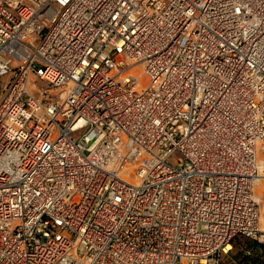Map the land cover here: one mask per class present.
Wrapping results in <instances>:
<instances>
[{"label": "built area", "instance_id": "1", "mask_svg": "<svg viewBox=\"0 0 264 264\" xmlns=\"http://www.w3.org/2000/svg\"><path fill=\"white\" fill-rule=\"evenodd\" d=\"M236 238L264 262V0H0V264Z\"/></svg>", "mask_w": 264, "mask_h": 264}, {"label": "rangeland", "instance_id": "2", "mask_svg": "<svg viewBox=\"0 0 264 264\" xmlns=\"http://www.w3.org/2000/svg\"><path fill=\"white\" fill-rule=\"evenodd\" d=\"M246 245H251V241L244 238H236L233 242V248L231 253L225 257V264H229L232 260L241 259L246 264H257L258 260L246 259L243 257L242 249ZM258 264H264V262H258Z\"/></svg>", "mask_w": 264, "mask_h": 264}, {"label": "trees", "instance_id": "3", "mask_svg": "<svg viewBox=\"0 0 264 264\" xmlns=\"http://www.w3.org/2000/svg\"><path fill=\"white\" fill-rule=\"evenodd\" d=\"M223 264H225V258H224V260H223Z\"/></svg>", "mask_w": 264, "mask_h": 264}]
</instances>
